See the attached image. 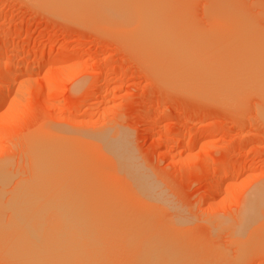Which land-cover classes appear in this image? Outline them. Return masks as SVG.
Returning <instances> with one entry per match:
<instances>
[{
  "label": "rangeland",
  "instance_id": "rangeland-1",
  "mask_svg": "<svg viewBox=\"0 0 264 264\" xmlns=\"http://www.w3.org/2000/svg\"><path fill=\"white\" fill-rule=\"evenodd\" d=\"M46 1L48 2L0 0L1 71H5L9 63L17 65L10 82L13 91L7 96L4 106L0 107V170L7 174L10 180L5 179L6 181L0 183L2 222L7 224L14 215L20 219L23 212L25 218L24 221L20 220L18 228L20 224L25 225L23 223L26 219L27 229L21 235L31 236L34 242L39 241L37 245L42 243L40 239L47 238L38 235L37 228L40 224V228L45 231L48 228L50 233L51 229L60 231H57L56 236H48L50 239L69 238L71 242L77 239L80 257L75 261L78 260L79 264H127L132 258L137 259V255L138 258L141 254L146 255L148 252L145 251L152 250V247L153 252L160 249L161 255L166 253V258L171 255L173 259H168L174 264H264V232L247 230L241 236L242 243H239L240 241L236 242L232 228L239 220L242 221L240 213L248 200L255 194L258 196L260 193L257 191L262 190L264 186V120L259 115L263 98L256 95V92H250L248 97L245 95V101H240L245 97L243 94L239 101H236L240 105L233 106L234 102H230L229 104L233 103L231 108L229 104H221L225 101L219 103V100L214 101L204 96L203 98L201 95L198 97V94L191 93V90L187 93L181 86L177 90L176 80L165 82L168 77L164 78V75L160 74L157 77L158 73L151 71L153 68L149 60L140 58L113 30L103 29L96 23L87 21V17L70 16V13L67 15L64 5L63 9L61 5L59 8L56 0H49L47 6ZM112 2L114 4L116 0ZM131 3L135 4L132 1ZM84 5L91 4L80 6ZM152 5V8L161 14L162 20L175 23L176 28L180 25L190 33L194 29L192 26L203 30L197 32L194 29L203 39L200 43L204 41L199 45L203 46L202 50L212 48L217 42L215 48L205 51L209 53L214 50L209 56L214 55V59L217 57L216 61L218 58L221 60L223 56L225 59L222 57L223 61L219 62H226L235 54L234 60L227 61L229 64L233 60L230 66L226 67V63L224 66L215 64L220 68H227L221 69L226 70L225 73L230 72L229 69L234 66L236 60H245L247 51L243 47L249 46L245 43L252 42L243 44L233 41V44L239 42L236 45L241 47L236 49L243 50L237 52L235 49L231 53L230 50L236 45L233 47L232 43L226 40V44L220 42V38L214 35L216 30H212L217 29L216 24L227 21V24L234 22L242 27L246 23L247 28L252 25L251 28L258 27V30L264 31V0H152ZM116 8L114 7L113 11H116ZM176 21L181 24H176ZM183 23H186L184 25H188V28L190 26V30L183 27ZM211 23H216V26L212 27ZM209 30L211 35L207 34ZM186 34L190 36L189 33ZM206 40L209 42L207 46L203 45L207 43ZM49 43H54V46L43 48ZM210 43L212 47H209ZM262 43L264 45V41ZM262 43L257 44L261 46ZM224 46L228 48L227 52ZM219 48L223 51L216 52ZM63 54H69L72 58L65 61L58 59ZM76 59L83 62L76 64ZM34 65L39 67L35 71ZM171 83L176 85L172 86ZM7 84L0 80V85ZM253 94L255 95L252 96ZM45 130L80 137L91 135L96 137L101 146L115 145L113 155L120 157L118 154L121 153L127 163H131L132 169L139 170L146 177L145 185L148 187H142L144 191H137L144 192V196L139 199L147 203L159 224L169 230L160 231L157 235L162 243L158 242L157 246L152 247L146 245L145 248L134 246L133 252L137 253L134 257V253H130L132 249L127 246L124 233L120 228L115 229L118 224H115L112 218L121 214L118 208L122 203L128 208L136 207L137 201L130 196L126 185L72 179L67 176L68 172L60 179L46 183L45 180H38L41 182L37 184L34 180L36 178L31 176V170L36 167L38 161H35L36 164L31 162V153L34 150L29 151V139L32 136L33 140L35 134H41V131ZM37 142L39 141L36 139L34 145ZM38 152L34 153L37 156L34 160L41 156L42 153L38 156ZM171 153L174 157H171ZM32 164L35 165L34 168ZM225 165L230 166L227 173L231 177L222 173V167ZM216 170L222 173H218L217 179L214 176ZM32 173L33 176L36 175V171ZM38 173L42 175V171ZM216 185L220 189L219 193L214 195L212 191ZM119 201L121 203L118 205ZM10 207L20 215H11L13 210ZM28 207L39 210L37 213L35 209V216L34 211L31 213V220L26 215L32 211L30 208L29 212ZM262 214L264 217V206ZM37 215L40 218L46 215L43 218L46 220L41 219L42 223H36L35 217L36 220L39 218ZM58 215L62 216L58 218ZM29 221L35 222V225H29ZM57 222L63 224L60 225L63 231ZM65 224L67 226H64ZM21 226L16 232V237L19 236ZM27 230H38L37 235L40 238L37 239L36 235ZM4 231H0V239L5 233L3 237L8 242L3 238L0 240V264H33V261L35 264H46V259L42 262L43 257L34 251L23 249V252L22 248L16 249L17 243L15 240L11 241V233L14 232ZM52 234L53 232L50 236ZM75 235H78V238ZM87 237L89 241L86 240ZM21 238L22 236L20 240ZM90 242L94 246L88 245ZM13 243L14 247L11 248ZM73 243H76L75 240ZM127 254L132 256L129 255L131 260L128 262ZM27 260L29 261L26 262Z\"/></svg>",
  "mask_w": 264,
  "mask_h": 264
},
{
  "label": "bare ground",
  "instance_id": "bare-ground-1",
  "mask_svg": "<svg viewBox=\"0 0 264 264\" xmlns=\"http://www.w3.org/2000/svg\"><path fill=\"white\" fill-rule=\"evenodd\" d=\"M83 1L86 3H84ZM131 1L134 2L135 4L133 3L134 5H132ZM56 2L59 3V8H61L62 5H64V9H66V11L64 10V12L67 15L70 13L71 14L70 16L77 15L76 17H78V16H83V18L87 17L88 20L87 19H84V20H87V21L90 20V21L96 23V25L100 26L103 29L113 30L114 33L119 35L127 44H129V46H131L133 48V51H135L140 56V58L144 57L145 59L149 60V61L148 60L147 61L150 63V65L153 68V69H151V71L155 70L156 71L155 74L158 73L157 77H159L160 75H164L163 76L164 78L168 77V79L166 78L165 82H167L168 80H170V82H171L172 81L171 79L176 80L178 82V83H176V84H178V86H177L178 88L176 87L177 90H179V87L181 86L180 88L183 87L182 89L183 90L186 89L185 90L186 92L190 91V90H191V93L195 92L196 95L198 94V97H200L199 95H201L202 97L204 96L206 98L214 99V101L219 100L218 101L219 103L221 101H225V103L221 102V104L225 105V106H228V104L230 102H234V104L233 103L229 104V107H231L232 104H233V106H235V105L239 106L240 104L236 103V101H239V99L242 97L243 94H244L243 96L246 95L248 97L247 94L250 95V92L258 93V94H256V93L255 94L260 95L263 98L262 99L263 104L261 103L262 101L260 100L261 107H260V114L259 115H261V117L264 120V45L262 43L264 41V31L258 30L257 29L258 27L254 29V27L251 28V26H252L251 25L249 28H247L248 25L245 26L246 23L243 26L241 25L242 27H239V26H237L239 24L236 25V23H234V22H230L233 24H229V22L227 24V21H226V23H224L225 22L224 20H223L224 22L218 23V24L211 23V25H213L212 27L217 25V29L213 28L212 30H214V29L216 30L214 35H217L218 39L220 38L219 40L223 44H226L225 40L230 41V43H232L233 41H240V42H243V44L245 42H252L253 43V44L252 43H248V44L245 43V45H249L248 47L247 46L243 47L247 51V54H246L247 57H246V55H244L245 60L244 61H238V62L236 60L237 64L233 63L234 66L233 67L231 66V68L229 69L230 72L225 73V72H227L226 71L227 68L223 67L224 66L223 64L226 63V65H225L226 67H227V65L230 66V64L234 60L233 57L235 56V54L233 53L234 56L229 57L228 54L226 53L227 52L226 50H228V48H226V46L229 47L230 43L228 44L229 46L228 45L224 46V49L226 48L225 49L226 52H224V54L226 53L227 57L233 59L231 61V63H229V64L227 63V61L230 62L231 59L227 60L226 62L220 63L221 61H223V59H222L223 56L221 57V60L218 58V61H216L217 57L214 59V55H212L213 57L211 55H210L211 57L209 56V54L210 53L212 54L214 50L212 52H209V53H206V52L209 51L210 49H213V47L215 48V46L218 45L217 42H215L216 44L213 46L212 45L213 41H214L213 40L212 44L211 43L209 44V47L211 45L213 46V47L211 46L212 48H210L208 50L207 49L202 50L203 46L200 47L199 45L202 44L204 41L202 43H200L203 39H201L199 34L196 33V30H197V28H195L196 26L195 27L192 26L193 25V23H192L191 28H194L196 30L194 31V29H193V31L191 30L192 32L190 33L189 31H186V30H184V28L180 27L179 24H181V22L177 23V21H176V24L179 25L178 26L179 28H176L174 22H173L174 24H172L169 21H164L165 19L162 20L160 18L161 14H158L159 12H157L158 10L152 8V6H153L152 0H116V2H114V4H113L112 0H56ZM66 2L68 4V7H67V4L65 5ZM80 2H81V4H87L88 3L91 5L80 6L81 5ZM125 2H127V3H125ZM153 2H155V1H153ZM47 3H49V0H48V2L46 1V6L48 5ZM51 4L53 6V3H51ZM54 4H55V2H54ZM60 5H61V7H60ZM114 5H116V6H114ZM131 5L133 7H131ZM114 7L115 8L117 7L116 11L115 10L113 11ZM157 8H158V6H157ZM62 9H63V7H62ZM124 10L126 13H124ZM67 11H68V13H67ZM159 11H160V9H159ZM166 11H168V10H166ZM123 13H124V15H123ZM216 15H217V13H216ZM124 16H126L125 17L126 19H127V17H130V18H128L129 20L127 19V21H124V19H125V18H123ZM114 17H120L123 19L117 18V20H116ZM178 18L179 17H177V18L175 17V19H178ZM217 18H219V17H217ZM175 19H172V20H175ZM113 20L114 21L116 20V21L114 22ZM220 20L222 21V19H220ZM220 20H219V22H220ZM181 21H182V19H181ZM92 22H90V23H92ZM184 24H186V23H183V27L188 26V25L185 26ZM92 25H94V24H92ZM212 27H209V28H212ZM189 28H190V26H189ZM189 28H188V30H190ZM180 29L182 31H184L185 34L182 31H180ZM210 30L208 31L209 33H207L208 35H211ZM199 31H203V30H201V29L197 30V32H199ZM204 31L206 33V28L204 29ZM186 32L189 33L190 36H187ZM203 33H201V34H203ZM201 36H203V35H201ZM206 38H209V37H205L204 39H206ZM211 38L212 37H210V39ZM218 39H216V40H218ZM208 40H206L205 42H207ZM125 42H123V43H125ZM258 42H261L262 45L260 46L259 44H257ZM208 43L209 42H207L206 44H203V45L207 46ZM238 43L239 42H237L235 44L232 43V46L236 45ZM53 46H54V43H49V44L45 45L43 48H50ZM239 47H240L239 45H236L234 49L230 50L231 53L233 51H235L236 48L239 49ZM230 49H231V46H230ZM238 49H236L237 52L243 50V49H240V50H238ZM218 51L221 52V51H223V49L221 50L219 48V50H217L216 52H218ZM244 53H246V52H244ZM244 53L241 52V54H244ZM236 54H238V53H236ZM241 54H239V55L242 58ZM219 55H222V54H218V56ZM239 55H237L236 58H238ZM215 56H217V55H215ZM227 57H226V59H227ZM56 58H58V57H56ZM70 58H72L71 55L63 54L58 59L65 61V60H68ZM223 58L225 59V57H223ZM147 61H144V62H147ZM214 61H215V63H214ZM82 62L83 61L81 59H76L75 63L80 64ZM239 62H241V63H239ZM218 63H220V64H218ZM215 64L223 65V66H221L222 68H220L219 66H216ZM145 65H147V64L145 63ZM6 66H7V68L5 71H1V66H0V80L2 82L5 81L8 83L7 85H0V107L4 106L7 96L9 94H11V92L13 91V86H12V83H10V82L12 80L14 71H16V69H17V65H15L13 63H9ZM147 66H149V65H147ZM37 68H39V67L37 65H34V70L32 68H31V70L35 71V70H37ZM221 69H226V70L223 71ZM26 71H28L27 68H26ZM161 80H164V79H161ZM172 84L173 83H171V85ZM176 84H174L172 86H175ZM166 85H167V83H166ZM184 87H187V88H184ZM176 88H174V89H176ZM182 89H180V90H182ZM186 92H184V93H186ZM195 93H193V94L195 95ZM255 94H253L252 96H254ZM246 96L242 97L240 101H243V100L245 101ZM203 100H205V99H203ZM37 134H35V136H33V140H32V136L30 139L28 138L31 141V144H30V141L28 140L29 141V149H30L29 151L31 152L34 150L32 152L33 155L31 153V158L33 157L31 162L33 161L32 163H35V161L36 162L38 161L37 164L35 163L36 167L38 169L36 167H35L36 168L35 169L34 168L35 165L32 164L34 169L31 170V176L33 178H36L34 180L37 181V184L41 181H44V180H45L44 182L46 183V181L60 179L63 175L67 174V172H68L67 176H70V178H72V179H86V180H90V182H97L99 184L100 183H102V184L103 183H106V184L109 183L112 185H117V184L126 185L129 188L130 196H133L135 198L133 200L137 201L136 207L128 208V207H126L127 205L123 206L124 205V202H123L122 203L123 205L120 208H118L119 209L118 211L121 214L116 215L115 217L112 218V220L115 224H118V226L115 229L117 230V228H120L119 230L122 233H124L126 240L128 242L127 246H129V249H132V252L128 251V253L129 252L134 253L132 256L135 257L137 253H135V251L133 252L134 246L137 247V245H138V246L145 248L146 245H150L152 247V246H157L158 242L162 243V242H160L159 237H157V235L159 234L160 231L165 230L163 232H166L167 229H165L162 225H160L158 220L156 219V217L153 214H151V212L149 210V206L147 205V203L145 201L139 199V198L144 196V192H142V191H144L143 188L148 187L145 185L146 177L144 175H142V173L139 170L132 169L131 163L130 162L127 163V160L124 159V157L121 153L118 154L120 157L113 155V154H115V150H116L114 147L115 145L111 144L112 145L111 146L109 144H106L104 146H101L98 143L99 141L96 140V137L91 136V135H89L87 137H85V136L80 137V136L68 135L67 133H62V132H49L46 130L43 132L41 131V134H39V133H37ZM35 137H37L36 139L39 141V142H37L38 148H36L37 143H35V145H34V142H36V139H34ZM177 140H178V142L181 141V140H179V138ZM100 143H102V142H100ZM104 143L105 142H103V144ZM98 144L100 146H98ZM33 145H34V147H33ZM35 150L37 152L40 151V152H38V156L42 153L41 156L38 157V160L37 159L34 160L37 157L35 155L37 153ZM111 154L113 157L111 156ZM171 157H174V155L172 153H171ZM120 158H122V159L120 160ZM222 170H223V172H222ZM222 170H221V172L225 173V176L226 175L228 176L229 173H227V172H229L230 166L227 167V165H225L222 167ZM32 171H36V173H35L36 175H34L35 177L32 175L33 174ZM41 171H42V175L38 173ZM217 171L218 170H216V173H214L215 174L214 176L216 177V179L218 178L217 177L218 173H220V171L219 172H217ZM222 173H220V174L222 175ZM230 173H231V171H230ZM228 177H231V175ZM8 178H9V176L0 170V183L6 181L5 179H8ZM38 180H41V181L38 182ZM216 181L218 182V180H216ZM131 185H133V186L131 187ZM96 186H98V184ZM134 186H136L135 189L133 188ZM209 186H211V185H209ZM131 188H132V190H130ZM213 188H212L213 189L212 193L214 195L215 194L217 195L219 193L220 187L218 185H216ZM261 189L262 190L257 191L260 194H258V196H257V194L254 193L256 196L253 195L250 198V200H248L246 205L243 207L244 209L242 208L243 210H241L242 212L240 213L242 221L239 220L237 222L238 224L235 223L236 225H233V227H232L234 229V231H233V229H232V231L234 232L233 234L236 237V242L241 240V238H242L241 236L243 234H245L247 230H250V231H255V230L260 231L261 230L264 232V217L262 214L263 206H264V191H263L264 186H262ZM137 190H142V191L139 193ZM112 193H114V192H112ZM112 195H114V194H112ZM121 200L122 199H120V201ZM120 201L117 203L118 205L121 203ZM15 206H16V208H20V207H17V205H15ZM15 206H14V208H15ZM22 207L24 208L23 205H22ZM26 207H25V209H26ZM14 208L10 207V209L13 210V213L9 209L11 211V215L14 213L16 214V211H14ZM28 208H27V213H28ZM30 208L32 211L30 210ZM30 208H29V212L30 211L31 212L29 214H26V215H28L29 218L30 217L32 218L31 213H33V211H34V213H35L34 216H35L36 210H37V213L39 212V210L37 208H32V207H30ZM137 208H139V210H137ZM19 212H21V210H19ZM54 212H56V211H54ZM18 214H16V215L18 216ZM43 214H44V212H43ZM21 216H23V217L20 219H17L19 216L18 217H16L15 215L11 216L10 219L8 220L7 224L3 223L2 220L0 219L1 220L0 225H2V226H0L1 227V230H0L1 233L5 232L4 230H6V231L9 230V233H10L12 227H13L12 231L14 233L18 232L20 229V226H21V224H20V226L18 228L19 222L21 219H22L21 221H24V218H25L23 212L21 213ZM59 216H62V215H58V218H59ZM38 217L40 218V216H38ZM44 217H46V215H44L43 218ZM31 218L29 220H31ZM39 218L36 220V217H35L36 223L41 222V219H43L42 217L40 219ZM43 220H46V219H43ZM52 220H53V218H52ZM58 220H56V221H58ZM33 221H32V223H31V221H29V225H31V226L35 225V222H33ZM72 221L74 222V219ZM58 222H57V225L63 226V224H59ZM63 222H65V221H63ZM51 223H52V221H51ZM69 223H71V222H69ZM4 224H6V226ZM23 224H25L26 227H25V225L21 226L22 228H21V231H20L19 236H18L19 238L16 237V235H18L17 233L15 234V237H14V233H11V239H12L11 241L13 242V240H15V242L17 243V244H15V246L17 247L16 249L22 248V250L25 249L27 251H30V250L34 251L39 256L43 257L42 262H44V259H46V264H71V262H72V264H79L78 263L79 262L78 261L79 260V258H78L79 249L78 248H80V246L78 244L79 241L77 242V239H74L76 243H73L74 240H72V242H71V240H69V238H66V239H60L59 238V239H54V240L50 239L52 236H56V234H58V232L60 233V231L55 230V229H51L52 230L51 233L53 232L54 235L52 234L50 236L51 233L48 232L49 231L48 228L46 227L47 231H45L43 228H40V226H41V224H40V226L37 229L39 230V233H42V234L38 233V235H40V236L42 235L43 238H44V236H47L48 239L46 237L44 239H40V241L42 240V243L37 245V243L39 241L34 242L31 236L21 235L22 232H24V230L27 229L26 219H25V222ZM43 224H45V223H43ZM64 226H67V225L65 224ZM2 227H3V229H2ZM76 228H74V229H76ZM83 228H85V227H83ZM34 229H36V227ZM38 230H35L36 232L35 231L31 232L30 230H27V232H30L32 235L33 234L36 235L37 239H39L40 236L37 235ZM41 230H43V231L41 232ZM62 231H63V228H62ZM91 231H92V229H91ZM167 231H169V230H167ZM54 232H57V233H54ZM67 232H70V231H66V233ZM9 233L7 234V236L9 235ZM74 233H72V234H74ZM4 234H3V236H5ZM47 234H49V235H47ZM84 234H86V233L84 232ZM94 234H95V232H94ZM59 235H61V234H59ZM3 236H2V238L5 240L6 238H4ZM12 236L14 238H12ZM20 236H22L21 240H20ZM23 236H25V237H23ZM75 236H77V238H78V235H75ZM70 237H71V235H70ZM164 237H166V236H164ZM63 238H65V237H63ZM160 238H161V236H160ZM91 239L94 240L93 237ZM4 240H3V242H4ZM43 240H45V241L43 242ZM86 240H88V237ZM6 241L8 242L7 239H6ZM9 243H10V241H9ZM14 243L12 244L11 248L14 247L13 246ZM99 243H101V242H99ZM239 243H242V241H240ZM76 244H78V245H76ZM165 244H164V246H166ZM88 245H92V243L90 242ZM92 246H94V245H92ZM239 247H240V244H239ZM10 250H9V252H10ZM152 250H154L153 247H152ZM152 250H149V251L144 250L145 253L148 252L146 255L140 253L141 257L138 258L139 255H137L136 256L137 259L132 258L133 260L130 259L132 256L130 254H127L128 258L131 256L129 259H126L127 262H128V260H131L127 264H174L173 261L172 262L170 261L171 259H173V258H171L170 254H168L170 256H167L170 259L169 260L168 258L165 257L166 253L165 254L163 253L164 255L163 254L161 255V253H159L160 249L157 251L155 250V252H153ZM9 252H7V253H9ZM23 252H24V250H23ZM105 252H107V251H105ZM31 253L32 252H30V254ZM172 253H174V252H172ZM97 254H99V253L97 252ZM121 255H123V254H121ZM12 256H14V255H12ZM19 258H20V256H19ZM21 258L23 259V257H21ZM77 258H78V260L75 261ZM123 258H124V256H123ZM29 259H31V258H29ZM32 259H34V258L32 257ZM40 259L41 258L39 257V260ZM35 260H36V255H35ZM28 261L29 260H27L26 262H28ZM104 261H106V260H104ZM30 262H31V260H30ZM33 264H35L34 261H33Z\"/></svg>",
  "mask_w": 264,
  "mask_h": 264
}]
</instances>
